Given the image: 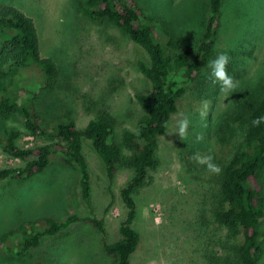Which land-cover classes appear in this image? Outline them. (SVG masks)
<instances>
[{"label": "rangeland", "instance_id": "rangeland-1", "mask_svg": "<svg viewBox=\"0 0 264 264\" xmlns=\"http://www.w3.org/2000/svg\"><path fill=\"white\" fill-rule=\"evenodd\" d=\"M136 2L145 14L158 18L170 29L172 53L197 44L207 18L208 0ZM0 3L31 19L39 57L50 59L57 68L54 90L32 101L46 132L60 121L70 120L82 127L97 117L111 121L115 139L134 130L143 115L134 96L148 92L149 83L135 68L133 45L116 28L90 22L79 13L73 0ZM17 72L18 98L28 101L42 84V72L35 64ZM263 79L264 0H223L212 55L199 81L206 88L215 89L216 94L209 99L199 98L195 84L188 86L159 137L157 165L147 172L145 184L133 196V228L139 244L130 264H208L218 249L215 239L223 235L219 232L213 238L203 225L210 218L215 184L207 177L190 178L182 161L183 153L188 145L194 149L213 146L220 115L236 99L231 98V92L244 83ZM21 128L18 115L0 119V132ZM47 143L42 138L27 137L18 142L25 148ZM82 153L90 175L92 215L103 222L106 242H114L125 215L118 191L131 171L116 169L109 183L99 160L84 142ZM17 166L18 161L0 150V169ZM261 183L264 192V177ZM73 214L82 217L87 210L79 198L76 172L58 158L29 179L0 182V238L30 221H62ZM100 243L94 229L79 224L62 236L42 240L29 256L16 258L1 250V246L5 251L12 246L9 238L0 246V264H109ZM258 264H264V242Z\"/></svg>", "mask_w": 264, "mask_h": 264}, {"label": "trees", "instance_id": "trees-1", "mask_svg": "<svg viewBox=\"0 0 264 264\" xmlns=\"http://www.w3.org/2000/svg\"><path fill=\"white\" fill-rule=\"evenodd\" d=\"M73 2L84 18L110 24L133 45L135 68L149 83L148 92L134 96L143 115L132 132H123L118 139L114 138L111 121L102 117L91 119L82 127L70 120L60 121L51 132H46L32 101L54 90L57 68L50 59L39 57L31 19L0 3V119L18 115L22 126L21 130L0 132V150L20 163L17 167L0 169V182L29 179L58 158L76 172L79 198L87 210L82 217L73 214L62 221L41 218L27 222L2 235L0 246L10 238L12 246L6 251L1 246V250L12 257L25 258L42 240L87 224L97 232L101 252L109 264H130L139 244L133 228L136 218L133 196L145 184L147 172L157 165L159 137L188 86L195 84L199 98L209 99L216 94L215 89L206 88L199 81L212 55L223 0H208L207 18L197 44L175 54L171 52L174 40L170 29L158 18L145 14L136 0ZM30 64L38 66L43 81L32 98L21 101L15 77L17 70ZM235 91L231 92V98H236L232 106L220 115L214 145L205 149L188 145L182 157L190 178L207 177L215 184L210 218L203 225L213 238L219 232L223 235L215 239L214 246L218 249L209 257L208 264H258L263 255L264 79L244 83ZM21 137L42 138L48 143L25 148L18 144ZM83 142L99 160L107 182L112 181L116 169L131 171L130 178L118 191L125 215L114 242H106L103 222L92 215Z\"/></svg>", "mask_w": 264, "mask_h": 264}, {"label": "built area", "instance_id": "built-area-1", "mask_svg": "<svg viewBox=\"0 0 264 264\" xmlns=\"http://www.w3.org/2000/svg\"><path fill=\"white\" fill-rule=\"evenodd\" d=\"M28 138V137H27Z\"/></svg>", "mask_w": 264, "mask_h": 264}]
</instances>
